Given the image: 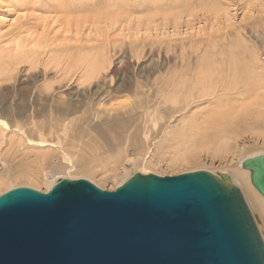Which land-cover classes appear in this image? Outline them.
<instances>
[{
    "label": "rangeland",
    "instance_id": "374dc122",
    "mask_svg": "<svg viewBox=\"0 0 264 264\" xmlns=\"http://www.w3.org/2000/svg\"><path fill=\"white\" fill-rule=\"evenodd\" d=\"M82 52L104 56L95 85L70 72ZM198 62L217 91L166 104L168 82L193 78ZM0 64V196L70 179L111 192L136 174H225L264 239V208L241 168L264 154V0H0ZM140 76L144 95L111 91Z\"/></svg>",
    "mask_w": 264,
    "mask_h": 264
},
{
    "label": "water",
    "instance_id": "95a60500",
    "mask_svg": "<svg viewBox=\"0 0 264 264\" xmlns=\"http://www.w3.org/2000/svg\"><path fill=\"white\" fill-rule=\"evenodd\" d=\"M241 166L264 198V154ZM0 264H264V240L225 174L62 180L0 196Z\"/></svg>",
    "mask_w": 264,
    "mask_h": 264
},
{
    "label": "bare ground",
    "instance_id": "6f19581e",
    "mask_svg": "<svg viewBox=\"0 0 264 264\" xmlns=\"http://www.w3.org/2000/svg\"><path fill=\"white\" fill-rule=\"evenodd\" d=\"M22 44V43H21ZM27 46H29L28 45V43H27ZM20 50V49H19ZM21 51H25V50H23V49H21ZM21 51H20V53H21ZM19 53V54H20ZM27 53V52H26ZM83 54H80V55H78L77 57H74L73 56V58L72 59H70V61H68V62H71V70H70V72L71 71H73L74 70V77L75 76H77V82L78 81H80L81 82V86H90V85H92V84H94V83H96V82H99V79L102 77V75H103V71L105 70V68H104V66H103V63H101V61L103 60V58H104V56L102 57V56H100V55H98V54H94V53H85V52H82ZM24 54H25V52H24ZM28 54H31V53H28ZM109 54V53H108ZM23 55V54H22ZM50 55V54H49ZM105 55V54H104ZM21 56V55H20ZM19 56V57H20ZM54 56H56V55H54ZM100 56V57H99ZM18 57V56H17ZM24 57V56H23ZM26 57V56H25ZM25 57H24V59H25ZM29 57V56H28ZM31 57H33V56H31ZM57 57H59V56H56V58L55 59H58ZM71 57V56H70ZM108 57V56H107ZM16 58V57H15ZM106 58V57H105ZM21 59V58H20ZM27 59V58H26ZM108 59V58H107ZM10 60V59H9ZM65 60V59H64ZM109 60V59H108ZM107 60V61H108ZM11 61H13V60H11ZM26 61V60H25ZM46 61V60H45ZM49 61V60H48ZM52 61V60H51ZM56 61V60H55ZM29 62V61H28ZM44 62V61H43ZM54 62V61H53ZM62 62V61H61ZM64 62V61H63ZM109 62V61H108ZM12 63V62H11ZM57 63V62H56ZM106 63V62H105ZM237 63V62H236ZM15 64V63H14ZM22 64V63H21ZM61 64V63H60ZM0 65H2V64H0ZM10 65V64H9ZM45 65H46V63H45ZM49 65V64H48ZM58 65V64H57ZM106 65H107V63H106ZM196 65H197V73H196V75L194 76L193 75V78H191V79H189V75H187L188 73H187V70H193L192 69V67H193V65H188L189 67H185L186 68V75H184L185 73V71H182L184 74V76H182V77H180L179 78V80H178V83L175 85V83H174V81L173 82H168V84L165 86L167 89H171V92H172V96L170 97V99L169 100H167L166 101V104L167 103H170V104H172V105H185L184 107H188L191 103H192V101L194 100H196V98H195V94H197L196 93V90L197 89H199L200 91H199V93L201 94V95H198L197 97V99H199L201 96H202V94L203 93H205L204 92V89H205V91L208 89V91H209V88L211 89H214L215 87H216V85H210V83L209 84H207V82H208V80H207V77H205L204 76V74L206 75V69L204 70V66H202V64H201V62H198V63H196ZM4 66V65H3ZM21 66V65H20ZM109 66V65H108ZM2 67V66H1ZM7 67V66H6ZM14 67V66H13ZM45 67V66H44ZM106 67V66H105ZM230 67V66H229ZM4 68V67H3ZM70 67H68L67 69H69ZM157 68V67H156ZM242 68V67H241ZM12 69H14V68H12ZM73 69V70H72ZM204 70V71H203ZM231 70V69H230ZM236 70H237V68H236ZM3 71H4V69H3ZM8 71V70H7ZM11 71V70H10ZM46 71V70H45ZM106 71V70H105ZM199 71V72H198ZM238 71V70H237ZM250 71V70H249ZM47 72V71H46ZM182 72H180V74L182 73ZM189 72V71H188ZM205 72V73H204ZM71 73H73V72H71ZM207 73H208V70H207ZM221 73V72H220ZM220 73H218V74H220ZM232 73H234V72H232ZM235 73L237 74V72L235 71ZM239 73H240V71H239ZM2 74V73H1ZM0 74V75H1ZM211 74V73H210ZM222 74V73H221ZM249 75H250V73H248ZM230 75V74H229ZM175 76V75H174ZM178 76H179V74H178ZM189 76V77H188ZM208 76V75H207ZM220 76V75H219ZM232 76V75H231ZM233 76H234V74H233ZM105 77V76H104ZM103 77V78H104ZM176 77V76H175ZM215 77V76H214ZM226 77V76H225ZM227 77H228V75H227ZM1 78V77H0ZM5 78V77H4ZM102 78V79H103ZM135 78V77H134ZM223 79H225L224 77H222ZM233 77H231V81H233V79H232ZM11 79V78H10ZM172 79H173V77H172ZM223 79H220V82H221V84H222V88H220L221 87V85H218V88L219 89H222V90H224V84H226V83H224V80ZM227 79H230V77L229 78H227ZM227 79L225 80V82L227 81ZM235 79H238V78H235ZM234 79V80H235ZM260 79V78H259ZM174 80H175V78H174ZM210 80H211V77H210ZM213 80V79H212ZM215 80H216V78H215ZM4 81V80H3ZM13 81V80H12ZM73 81H74V79H73ZM134 82H132L131 81V79H126V78H124V79H122L120 82H119V85L118 86H116V87H114V88H112V92L114 93V94H118V93H128L129 94V92H134V94H136L137 96H142V95H144V91H142V84H141V82L143 83V82H149V77H146V78H142L141 76L140 77H138V78H135V80H133ZM139 81H141V82H139ZM214 81V80H213ZM212 81V82H213ZM248 81V80H247ZM215 82V81H214ZM219 82V83H220ZM223 82V83H222ZM228 82H230V81H228ZM227 82V83H228ZM235 82H236V80H235ZM250 82V81H249ZM257 82V81H256ZM69 83H71V82H69ZM216 83V82H215ZM154 84H158V81L157 80H154ZM218 84V83H217ZM251 84V83H250ZM249 84V85H250ZM95 85V84H94ZM105 85L106 84H104L103 86L105 87ZM246 85V84H245ZM238 86H239V84H238ZM247 86H248V83H247ZM252 86V85H251ZM229 87V86H228ZM260 87V86H259ZM258 87V88H259ZM166 88H165V90H166ZM207 88V89H206ZM46 89H48L47 87H46ZM101 89H102V87L100 86V87H97V90H99V91H101ZM95 90V89H94ZM96 90V91H97ZM202 90V91H201ZM214 90H216L217 91V88L216 89H214ZM111 91H109V93L111 92ZM169 91V90H168ZM215 91V93H217ZM219 91H221V90H219ZM225 91H226V89H225ZM49 92V91H48ZM146 92V91H145ZM163 92H165V91H163ZM201 92H203V93H201ZM207 92V91H206ZM213 90H212V95H213ZM43 93H44V91H43ZM94 93V92H93ZM147 93V92H146ZM228 93V92H227ZM98 94V93H97ZM127 94V95H128ZM163 94V93H162ZM207 94V93H206ZM206 94H205V96H206ZM209 94H211V91H209ZM223 94V93H222ZM63 95V94H62ZM132 95V94H131ZM135 95V96H136ZM217 95V94H216ZM136 96V97H137ZM207 96H209V97H211L210 95H207ZM214 96V95H213ZM113 97V96H112ZM204 97V94H203V96H202V98L201 99H204L203 98ZM101 98V97H100ZM104 98H105V96H104ZM115 98V97H114ZM141 98V97H140ZM143 98V97H142ZM195 98V99H194ZM206 98V97H205ZM213 98V97H212ZM102 99H103V97H102ZM88 100V99H87ZM144 100V99H143ZM143 100H140V101H143ZM33 101V100H32ZM74 101V100H73ZM85 101V100H84ZM89 102V101H88ZM143 103H145V102H142V103H140L139 105H141V104H143ZM103 105H105V104H103ZM144 105V104H143ZM158 106V105H157ZM102 107H104V106H102ZM74 109V108H73ZM187 109V108H186ZM150 111V110H149ZM174 112H175V110H174ZM121 115V114H120ZM69 116V115H68ZM174 117V116H173ZM171 119H173L172 117H171ZM223 119V118H222ZM221 119V120H222ZM81 120V119H80ZM90 120V119H89ZM119 121V120H118ZM141 123V122H140ZM70 125V124H69ZM1 127H5V128H8L9 126H8V124L1 118L0 119V128ZM21 127V126H20ZM70 128V127H69ZM72 129V128H71ZM77 130V129H76ZM89 131H91V130H89ZM0 132H2V131H0ZM70 132H71V130H70ZM26 133V132H25ZM41 134V133H40ZM73 134H74V132H73ZM1 135V134H0ZM66 138V137H65ZM67 139V138H66ZM44 140H41L40 141V143H42V144H44ZM241 165H242V163H241ZM241 168H242V166H241ZM242 170H244L243 168H242ZM247 170H244L243 172H242V174L245 176V177H249V174L246 172ZM249 172V171H248ZM145 174H147V173H145ZM143 175V174H142ZM230 178V177H229ZM250 178V177H249ZM70 179V178H69ZM231 179V178H230ZM71 180V179H70ZM231 181V183L232 184H234V181H232V179L230 180ZM124 183H126V182H124ZM250 183H251V181H250ZM54 186H55V184H54ZM251 186L253 187V185L251 184ZM247 187H248V189H249V186L247 185ZM255 189V188H254ZM256 190V189H255ZM254 190V193H252V195L254 196V199L256 198L257 200H256V202L257 201H259V203L261 204V206H263L262 208H264V198L257 192V191H255ZM243 193V192H242ZM259 195H258V194ZM260 196V197H259ZM245 198V197H244ZM253 199V198H252ZM246 200V199H245ZM253 201V200H252ZM251 201V202H252ZM247 202V201H246ZM258 203V205L257 206H259L260 204ZM248 204V203H247ZM253 204H254V202H253ZM249 206V205H248ZM260 231V230H259ZM261 232V231H260ZM261 235H263V232L261 233ZM262 238H263V236H262ZM264 240V239H263Z\"/></svg>",
    "mask_w": 264,
    "mask_h": 264
}]
</instances>
